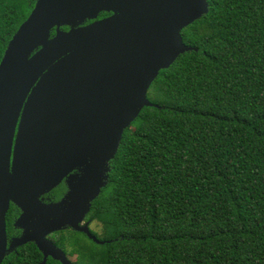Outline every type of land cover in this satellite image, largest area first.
Listing matches in <instances>:
<instances>
[{
	"label": "trees",
	"instance_id": "obj_1",
	"mask_svg": "<svg viewBox=\"0 0 264 264\" xmlns=\"http://www.w3.org/2000/svg\"><path fill=\"white\" fill-rule=\"evenodd\" d=\"M36 0H0V62ZM182 32L87 219L50 236L75 264H264V0H209ZM35 244L2 264H40ZM46 264H61L49 258Z\"/></svg>",
	"mask_w": 264,
	"mask_h": 264
},
{
	"label": "water",
	"instance_id": "obj_2",
	"mask_svg": "<svg viewBox=\"0 0 264 264\" xmlns=\"http://www.w3.org/2000/svg\"><path fill=\"white\" fill-rule=\"evenodd\" d=\"M209 9V0H37L0 62V264L28 243L43 254L40 264H75L48 239L67 229L105 243L84 219L108 186L125 131L157 106L148 99L153 82L197 50L183 30ZM100 10L114 15L79 26ZM75 169L67 195L42 202ZM11 202L24 234L8 248Z\"/></svg>",
	"mask_w": 264,
	"mask_h": 264
},
{
	"label": "flooded vegetation",
	"instance_id": "obj_3",
	"mask_svg": "<svg viewBox=\"0 0 264 264\" xmlns=\"http://www.w3.org/2000/svg\"><path fill=\"white\" fill-rule=\"evenodd\" d=\"M113 15H114V12H112V11L100 10L98 12L96 18H94V19L87 18L79 26H86V25L92 24L94 22L107 19V18H109V17H111ZM69 30H70V27H68V26H62L60 28V31H62V32H68ZM56 33H57L56 32V28L52 29L51 37L55 36ZM80 175H81V172L78 169L73 170L72 172H70L68 174L67 177H65L62 180V182L59 185H57L54 188H52L53 190H51L50 192L45 193L44 195H42L40 199L42 200V202H44L46 204L59 202L60 200H62L67 195V193L71 189L70 184L75 182L76 178L78 176H80ZM21 215H22V210L17 205H15V203L11 202L10 209H9V211L7 213V219H6L8 248H11V245H13L15 243V240L16 239H20L23 236V234H24V229H22L19 226H17V221L21 217ZM87 216L84 219L83 225L86 224V223H89L90 231L91 232H97V230L95 228L98 227V223H96L95 221L88 220ZM67 230H72V229H67ZM50 236H48L49 240H51ZM28 244H30V243H28ZM32 244H34V243H32ZM23 246H25V245H23ZM18 247H16L12 252L13 253L16 252L17 249H19Z\"/></svg>",
	"mask_w": 264,
	"mask_h": 264
},
{
	"label": "rangeland",
	"instance_id": "obj_4",
	"mask_svg": "<svg viewBox=\"0 0 264 264\" xmlns=\"http://www.w3.org/2000/svg\"><path fill=\"white\" fill-rule=\"evenodd\" d=\"M95 229L97 230V232H99V233L101 232V229H100V227H99V226H98V227H96ZM68 257H69V258H70V260H72L73 262H74V261H76V257H70V256H68Z\"/></svg>",
	"mask_w": 264,
	"mask_h": 264
}]
</instances>
